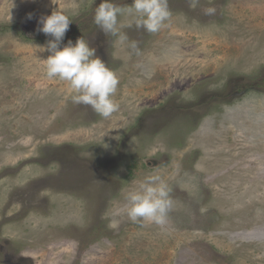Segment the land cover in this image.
<instances>
[{"label": "rangeland", "instance_id": "1", "mask_svg": "<svg viewBox=\"0 0 264 264\" xmlns=\"http://www.w3.org/2000/svg\"><path fill=\"white\" fill-rule=\"evenodd\" d=\"M100 2L0 0V264H264V0H168L159 32L123 42ZM53 11L60 47L83 38L118 77L110 118L45 76ZM150 175L167 232L115 215Z\"/></svg>", "mask_w": 264, "mask_h": 264}, {"label": "clouds", "instance_id": "2", "mask_svg": "<svg viewBox=\"0 0 264 264\" xmlns=\"http://www.w3.org/2000/svg\"><path fill=\"white\" fill-rule=\"evenodd\" d=\"M214 13L213 7L205 9L207 15ZM120 16L131 17L132 20L121 23L118 20ZM170 16L168 0H132L127 6H118L112 0H101L95 8L93 22L103 33L123 42L127 39L121 31L123 28L135 24L148 33H157ZM70 21L68 15L59 11H53L39 20L38 30L53 38L46 46L39 48V51L49 52L44 59L45 76L67 82L73 103L89 106L101 117L110 118L119 108L113 99L119 79L83 38L60 47ZM131 47L135 48L136 45L133 43ZM170 191L159 176H147L135 188L125 192L124 204L116 210L115 215H126L132 223L142 226L154 224L162 232H167L169 213L174 205ZM109 226L117 228L118 222L114 220Z\"/></svg>", "mask_w": 264, "mask_h": 264}]
</instances>
